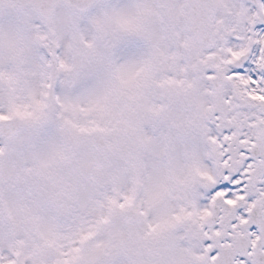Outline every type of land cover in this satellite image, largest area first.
I'll return each instance as SVG.
<instances>
[{"label":"snow or ice","instance_id":"snow-or-ice-1","mask_svg":"<svg viewBox=\"0 0 264 264\" xmlns=\"http://www.w3.org/2000/svg\"><path fill=\"white\" fill-rule=\"evenodd\" d=\"M0 264H264V0H0Z\"/></svg>","mask_w":264,"mask_h":264}]
</instances>
